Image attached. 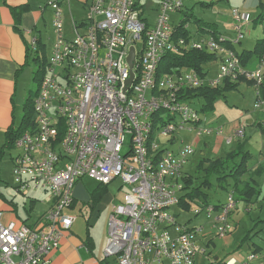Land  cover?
Listing matches in <instances>:
<instances>
[{
  "label": "built area",
  "instance_id": "obj_1",
  "mask_svg": "<svg viewBox=\"0 0 264 264\" xmlns=\"http://www.w3.org/2000/svg\"><path fill=\"white\" fill-rule=\"evenodd\" d=\"M70 2L47 3L53 10L56 38L48 73L34 98L33 126L17 139L20 152L13 158L16 190H43L52 195L53 203L34 226L16 220L5 223L0 210V264H51L53 252L77 219L66 210L73 207L74 189L85 176L102 185L120 179L129 189L109 218L104 255L110 264H195L196 256L205 254L197 242L203 226L181 224L173 212L195 148L186 144L174 149L161 144V136L186 130L198 136L223 134L222 126H202V113L186 92L217 88L228 79L252 81L257 90L254 106L264 112V58L248 68L221 34L196 38L177 32L170 13L182 10L183 0H162L153 25L142 18L140 0H93L83 25L74 23L69 38L64 5ZM234 16L240 42L250 18L238 9ZM132 47L133 66L128 61ZM192 50L216 56V76L205 77L188 67L159 75L166 54ZM244 137L241 125L225 139L231 143ZM236 205L229 191L224 204L197 206L196 214L206 210L209 217L215 215L217 236L225 238L232 230L229 217ZM258 259L251 252L243 261L230 258L224 264H257Z\"/></svg>",
  "mask_w": 264,
  "mask_h": 264
},
{
  "label": "crops",
  "instance_id": "obj_2",
  "mask_svg": "<svg viewBox=\"0 0 264 264\" xmlns=\"http://www.w3.org/2000/svg\"><path fill=\"white\" fill-rule=\"evenodd\" d=\"M48 1L49 0H0V149L3 148L7 142V138H6L7 130L10 128L12 124L14 125L16 124L15 123V112H16L15 96L18 91L20 79L24 75V70H25L24 68L26 66L31 65L32 59L34 60V63L36 65L37 58L40 56L47 57V61H49L50 59V55L52 52V47H53L56 35H55L54 25H53L54 14H53V10L49 6H47ZM92 1L93 0H75L76 6L77 4L81 5V7L84 6L83 7L84 18L81 20H78L76 17H74V15H72L71 18L70 17L65 18L64 16L65 34L67 37L69 38L73 37L74 23H77L79 26L83 25L85 18H86V13ZM161 1L162 0H140L141 15L148 25H153L155 23L156 21L155 19L159 12ZM188 1L190 2V4L192 3L194 4L192 6L193 8L185 9V6L187 3L185 0H183L184 6L182 10L176 11L171 14V22L175 27L180 28L182 26L186 33L196 38L200 37L201 35H207L213 32H216L217 34H222L218 28V23L207 22L202 17V15H199L197 12L193 13V9L196 8V6L214 8L218 0H192V1L188 0ZM72 2L74 1L72 0ZM220 4L221 3H218L217 5H220ZM244 4H246L247 6H253V7L261 6L264 8L263 0H244ZM67 6L71 8V2H70V5H64V13L66 11L65 8ZM20 7H27V9L21 13L20 22L17 23L15 10L19 9ZM146 12L153 13L152 19H150L146 15ZM172 15H175V16H172ZM259 23L260 21H258L257 19H254L252 26L255 27V29H257L256 27L258 26L257 24ZM247 25H251L250 22ZM257 31L261 32L259 35L260 37H258V39L262 38L264 36V26L263 27L259 26L256 32ZM201 32H204V33H201ZM254 45L255 43H253L251 47L243 49V50H251L253 49ZM47 48L49 49V51H47ZM234 49L239 53L243 51V50L239 51L238 49H236V47H234ZM206 64H207V68L205 67V64H204V68L205 70L208 71V75L211 76L210 62H207ZM257 65H258V59H253L248 64V68H251L252 66H254L255 68ZM234 83H238V88L236 90L242 89V86L245 85L248 89L254 92V98H253L254 108H252L250 111L247 110L245 115H248L251 117L248 123L249 126H251L250 127L251 131H253L255 134L257 133V131L262 132L264 134V112L261 109H256L254 106L256 96H257V90L254 84L246 79H242ZM216 112L220 114L219 115L220 118L225 117L229 120V122L221 123L219 121L217 123H214L213 128L220 127L221 125H223L224 134H228V136H232L233 132L236 129H238L241 125H243L245 127V137L242 139L234 138L231 143H227L225 139L227 136L224 138V136H220L216 134V136L214 137L215 143L213 142V139L211 138H208L207 144H206V141H203V142L205 143L207 148H210L213 142L215 154H219L220 152H222L224 146L231 147L234 143L236 145L233 150L237 149L239 146H242L243 150L250 151L252 155L251 159L256 160V163L252 168L249 167V173L244 177V179L248 180V179L253 178L261 190V194L258 198L253 199L250 202H248L249 206H252V205L257 206L261 203L262 200H264V187H263L264 186L263 184L264 183L263 181L264 179L263 178L264 177V137L261 138V141L259 138L256 139L258 143H256L255 146L257 147L256 149H258V156L255 158L254 153H252L251 150L248 149L247 147L249 141H251L250 138L252 135L251 134H249V136L246 135L247 127L241 120V118L244 120V116H243L244 114L242 115L241 118H236L237 114L232 115V114L227 113V115H224L223 113L218 111V109ZM205 120H206V117H205ZM178 148L179 147H174V149H178ZM230 150L231 149L225 150L224 156L227 154V152L229 153ZM5 152L0 157V165L5 156ZM13 158L14 157H12V161L14 165ZM191 158L189 162L191 161ZM203 158L205 157H202V159ZM189 162L184 168V173H185L186 178L197 175L196 173L197 169L195 170V173H193L191 167H189L190 165ZM198 176H195V178H198ZM197 182H199V180H197ZM109 185H106V186L109 187ZM38 191L39 190H37L36 192ZM230 191H232V189H230ZM43 192L48 193L45 191ZM107 195H108V192L97 203L95 208L91 206L92 211H91L90 218L94 217L92 221L89 219L90 220L89 225L91 227L95 226L97 222L98 213L101 212L103 208H105V205H102L101 201ZM90 196H91V193H90ZM37 201H38L37 198H32L29 201V205L28 203L24 202L21 208L17 201L7 198L6 195L0 191V210L3 212V221L6 223L12 220H16L19 223H25L30 226L37 225L43 215L42 214L40 216L39 213L37 215H33L36 209L35 205L37 204ZM52 203H53V200L51 198V201L48 203L50 207ZM90 203H91V200H90ZM196 226H198V224L196 225L194 224L192 227H196ZM233 228H234V224L232 226V229ZM210 231L211 229L206 230V227L203 226V231L201 233H204V232L206 233L204 236H202V239L200 240L201 242L197 238L198 244L202 243L201 245L205 246L207 248V251L205 254H198L196 256L195 264H197V260H200V261L203 260L206 254H207L206 258L210 257L208 255L210 254V252H208L209 250L208 248L211 244H213L215 240L213 233H210ZM230 233L228 234L229 236L227 235V237H225L226 244L231 245L232 243H234V241H235L234 244H238V238H236L234 230ZM208 235H209V238L206 239ZM108 238H109V226H108V237L106 239H97L92 233L91 229H89V227L86 230V232L83 233L81 229L75 228V223H74L71 230L65 234L60 244V247L53 252L52 257H51V264H110L109 260L106 259L104 255V249H105ZM240 247H241V244L238 245L237 251L232 250L226 253L227 255H225V257H223L222 259H220V257H215L214 261L217 262L218 264H224V262L230 258H234L238 261H243L246 259L247 255H249L251 252L256 251V253L259 255V259L258 261H256V263L264 264V246L254 245V247L252 249H249L246 253L241 251Z\"/></svg>",
  "mask_w": 264,
  "mask_h": 264
},
{
  "label": "rangeland",
  "instance_id": "obj_3",
  "mask_svg": "<svg viewBox=\"0 0 264 264\" xmlns=\"http://www.w3.org/2000/svg\"><path fill=\"white\" fill-rule=\"evenodd\" d=\"M71 0V8L68 6L65 8L66 11L64 13L65 18L76 17L78 20H81L84 18V9L81 7V5L76 6L75 0ZM186 1V8H193L194 5L190 4L188 0ZM192 1V0H190ZM264 2V0H263ZM218 3H221L220 5H217ZM247 7V8H246ZM238 9L241 12L247 13L250 18V24L251 25H244L243 26V37L241 39V42L238 41L239 39V32L236 29V26L238 25V22L236 21V18L234 16V10ZM246 11V12H245ZM198 13L199 15H202V17L207 22H214L218 23V28L221 31V35L223 37L228 38V42L226 43V46L228 48L236 47L239 51L249 48L253 45V43H256L258 37H260L261 32H256L259 26H264V8L259 7H253V6H247L244 4V0H218L215 7H204V6H196V8L193 9V13ZM159 14V12H158ZM157 14V17H158ZM146 15L152 19L153 13L146 12ZM171 16V13H170ZM175 16V15H172ZM178 16V15H177ZM156 17V19H157ZM179 17V16H178ZM155 19V20H156ZM254 19H257L260 21L258 26L255 27L252 26ZM204 33V32H201ZM139 48L141 47V44H138ZM47 51L49 49L47 48ZM33 58V56H32ZM49 63V61H48ZM211 65V76H216L217 72L220 68V61L219 60H213V62H210ZM205 67L207 68V64H205ZM36 68V65L34 63V60L32 59L31 65L26 66L24 69V75L20 79V83L18 86V91L15 96V102H16V112H15V126H19L22 120V115L24 112V104L29 97L31 93H34L37 91L39 86V79H35L34 76V69ZM251 68H254L252 66ZM48 65L46 66V72L48 73ZM245 84V83H244ZM242 90V91H241ZM226 97H220L216 102V107L214 111L202 113V126L207 127H213L214 123L221 122L226 123L229 122V120L225 117L220 118L219 113L216 112L217 109L224 115L228 114H237L236 118H241L242 115L244 116V120L241 118L242 122L247 127V136L251 134V141H249L247 147L251 150L252 153H254L255 158L258 156V149L255 146L258 141L256 139H260L264 137V134L262 132L257 131L255 134L253 131H251L249 126V121L251 119L250 116L245 115L247 110L250 111L253 107V98H254V92L248 89L245 85L242 86V89L240 90H229L225 92ZM14 98V97H13ZM195 105L198 107L199 102H196ZM231 111V112H230ZM165 118H167V113L164 115ZM206 117V120H205ZM208 119V120H207ZM224 127L223 125H221ZM217 132L214 131L212 134H202L201 136H198L197 131H177L174 135L167 136H161V144H169L172 148L183 146L186 144L193 145L195 148V154L192 156L191 161L189 162L193 173H195V170L197 169V164L202 159V157H205L206 159H214L218 157H222L225 154V150L231 149L233 150L235 148V143L231 147L224 146L222 152L219 154H215L214 152V137L216 136ZM218 135V134H217ZM220 136H228V134H221ZM199 138V139H198ZM208 138L213 139L212 146L210 148H207L205 143L203 141H206V144L208 142ZM170 139L176 140L175 143H170ZM183 140V141H182ZM200 141V142H199ZM257 141V142H256ZM246 147V148H247ZM255 147V148H254ZM230 150V151H231ZM229 151V152H230ZM20 150L14 146L10 147L6 150L5 156L2 160V163L0 165V191L6 195L7 198L13 199L17 201L22 208V205L24 202L28 203L32 198H37V204L36 209L33 213V215H37L38 213L40 216L47 212L50 209L49 202L51 201L52 195L50 193H44L43 191L39 190L36 192L33 187L27 190L25 194L18 192L15 189L16 183L13 176V161L12 157H15ZM228 153V152H227ZM204 154V155H203ZM256 163V160L251 159L249 161V167L252 168ZM195 176H198L195 175ZM259 176V174H258ZM264 178V177H263ZM83 184L85 185L86 189L93 193L100 185L98 181L95 179L85 176L81 179ZM264 181V179H263ZM264 184V183H263ZM122 181L120 179H116L113 183H111L108 187V195L101 201L102 205H105V208L101 212L98 213L97 222L94 227H91L89 225V221L93 220V218H90L91 216V205L85 204L80 201H76L75 205L72 209H67L66 213L72 214L74 216H77V219L75 220V228H79L83 231V233L86 232V230L91 229L92 233L97 239H106L108 237V223L109 218L112 213L114 205H118L122 203L126 197V193L129 191L127 186H122ZM264 187V186H263ZM209 193V204H224L228 197V191L223 190L219 187L214 186L211 188ZM203 198V197H202ZM198 200V199H197ZM197 206L196 203L193 201L191 202L190 208H186L183 204H179L177 207L173 208V212L177 216V221L181 224L187 223L189 226H193L194 224H198V226H204L206 227V230L211 229L210 233H213V236L215 237V240L213 244L209 246L208 254L210 257H207V254L205 255L203 260H197V264H218L214 261L215 257H220L222 259L227 255L226 253L234 250L237 251L238 245L241 244L240 250L243 252H247L249 249H252L254 245H262L264 246V200L261 201L259 205L255 206H249L247 201L244 200H237L236 208L233 210V212L230 214L229 221L231 225L234 228L231 230V232L234 230L236 238H238V244L232 243L231 245L226 244V238H219L217 236L216 230L214 226L215 222V215L212 217L208 216V213L206 210H202L199 214H196ZM95 211V210H94ZM90 219V220H89ZM206 232L201 233L198 236L199 241L202 239V236L205 235ZM231 234V233H230ZM229 236V235H228ZM227 237V236H226ZM209 238V235L206 237V239ZM197 239V242H198ZM242 240V242H241ZM201 242V241H200ZM202 244V243H201ZM199 244L201 248L205 249V253L207 251V248L205 246H202ZM234 244V245H233ZM237 253V252H236ZM235 253V254H236Z\"/></svg>",
  "mask_w": 264,
  "mask_h": 264
},
{
  "label": "trees",
  "instance_id": "obj_4",
  "mask_svg": "<svg viewBox=\"0 0 264 264\" xmlns=\"http://www.w3.org/2000/svg\"><path fill=\"white\" fill-rule=\"evenodd\" d=\"M26 9L27 7H20L15 10L17 23L20 22L21 13ZM177 32H181L180 34L182 35L185 34L182 26L177 30ZM213 34L217 33L213 32ZM224 38L228 41V38ZM237 53L239 54L243 65L246 67H248V64L253 59H258V61L262 60L264 58V36L256 41L253 49L243 50L241 53ZM213 60H216V56L196 50L189 52L185 51L181 54L168 53L162 59L159 67V75L180 72L182 68L188 67L196 69L199 73L207 77L209 75L208 71L204 68V64ZM47 65V57L40 56L37 58L34 76L35 79H39V86L45 75ZM240 80H242V78H240ZM250 82L253 83L252 81ZM237 88L238 83H234L228 79L223 86L217 88L203 86L194 90H188L186 95L189 98L194 99L195 103L199 102L198 107L202 113H207L215 110L217 100L222 96L226 97L225 92L229 90H236ZM38 89L34 93H31L27 98L24 104V112L20 125L16 127L12 124L7 130V142L5 146L0 149V157L4 154L6 149L14 147L17 139L33 126L35 116L33 103ZM260 93L264 98V77L260 86ZM251 158L252 155L250 151L243 150L242 146H239L237 149L230 151L223 157L215 159H201L196 170V173L200 177L198 176V178H195V176H190L184 178V190L180 196V204H183L187 209L190 208L192 201L196 204L199 203L197 206L208 205V191H210L214 186L226 191H230V189H232L236 200L250 202L251 200L258 198L261 194V190L256 184V181H254L253 178L248 180L244 179V177L249 173V161ZM197 180H199V182H197ZM107 190L108 186L100 184L99 187L91 193V206L93 208H95L97 203L107 193ZM76 201L77 200L74 201L73 206ZM215 206L220 205L216 204Z\"/></svg>",
  "mask_w": 264,
  "mask_h": 264
},
{
  "label": "water",
  "instance_id": "obj_5",
  "mask_svg": "<svg viewBox=\"0 0 264 264\" xmlns=\"http://www.w3.org/2000/svg\"><path fill=\"white\" fill-rule=\"evenodd\" d=\"M134 56H135V48L132 47L131 54L128 58V61L131 66H133ZM132 80H133V75L127 82L128 86L132 83ZM74 198L83 203L90 204V200H91L90 193L88 192L82 181H79L74 189Z\"/></svg>",
  "mask_w": 264,
  "mask_h": 264
}]
</instances>
